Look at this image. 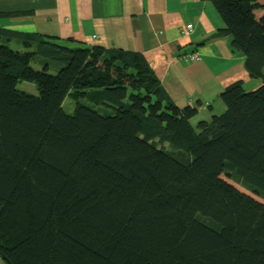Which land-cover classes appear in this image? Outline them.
Returning a JSON list of instances; mask_svg holds the SVG:
<instances>
[{"label": "trees", "instance_id": "trees-1", "mask_svg": "<svg viewBox=\"0 0 264 264\" xmlns=\"http://www.w3.org/2000/svg\"><path fill=\"white\" fill-rule=\"evenodd\" d=\"M208 1L262 83L196 124L140 52L0 30L6 264H264V0Z\"/></svg>", "mask_w": 264, "mask_h": 264}, {"label": "crops", "instance_id": "crops-1", "mask_svg": "<svg viewBox=\"0 0 264 264\" xmlns=\"http://www.w3.org/2000/svg\"><path fill=\"white\" fill-rule=\"evenodd\" d=\"M0 13V30L14 35L1 40L11 47L22 48L16 35L37 33L142 53L178 106L197 107L195 124L222 110L220 94L230 84L262 83L230 35L212 37L225 23L208 0H0ZM187 24L193 27L183 33ZM195 52L197 61L188 58Z\"/></svg>", "mask_w": 264, "mask_h": 264}, {"label": "rangeland", "instance_id": "rangeland-1", "mask_svg": "<svg viewBox=\"0 0 264 264\" xmlns=\"http://www.w3.org/2000/svg\"><path fill=\"white\" fill-rule=\"evenodd\" d=\"M12 47L15 48V47H17V46H16V45H13ZM33 66L36 67V68H41V67L37 66V64L34 63V62H33ZM17 87H18L19 89H21V90L26 91V92H30L31 94H37V93H38V90H37V86H36V84L33 83V82H30V81H27V80H20V81L18 82V84H17ZM245 88H246L247 90H254V89H251V88H253V87H251V86H247V87H245ZM222 103H223V102H222ZM74 106H75V101H74L70 96H67V97L65 98V100H64V110H65L67 113H72L73 110H74ZM223 111H224V110H220V111H218L217 114H220V113H222ZM208 118H209V117H208ZM211 118H212V117L210 116L209 120H211ZM193 124H195V123L193 122ZM167 145H168V144H167ZM222 176H223V178H225V179H226L227 181H229L230 183L235 184V186L238 187L239 189H241L242 191H244V192H246L247 194H249V195L255 197L256 199L262 201L261 198H259V197L255 196V195H253V193H251L249 190H247V189H246L245 187H243L242 185L233 182L230 178H228V177H226V176H224V175H222Z\"/></svg>", "mask_w": 264, "mask_h": 264}, {"label": "built area", "instance_id": "built-area-1", "mask_svg": "<svg viewBox=\"0 0 264 264\" xmlns=\"http://www.w3.org/2000/svg\"><path fill=\"white\" fill-rule=\"evenodd\" d=\"M192 27H193L192 24H187L185 26V30H184L183 33H189L191 31ZM188 58L191 59V60H196L197 61V60L200 59V56H199V54L197 52H195V53H192L191 55H189Z\"/></svg>", "mask_w": 264, "mask_h": 264}, {"label": "water", "instance_id": "water-1", "mask_svg": "<svg viewBox=\"0 0 264 264\" xmlns=\"http://www.w3.org/2000/svg\"><path fill=\"white\" fill-rule=\"evenodd\" d=\"M263 74H264V72H263Z\"/></svg>", "mask_w": 264, "mask_h": 264}]
</instances>
